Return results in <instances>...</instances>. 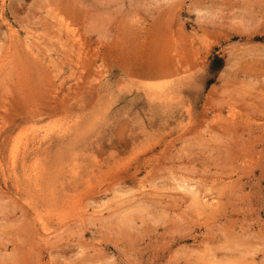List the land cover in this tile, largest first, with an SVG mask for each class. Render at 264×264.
<instances>
[{"label":"rangeland","instance_id":"374dc122","mask_svg":"<svg viewBox=\"0 0 264 264\" xmlns=\"http://www.w3.org/2000/svg\"><path fill=\"white\" fill-rule=\"evenodd\" d=\"M0 264H264V0H0Z\"/></svg>","mask_w":264,"mask_h":264},{"label":"bare ground","instance_id":"6f19581e","mask_svg":"<svg viewBox=\"0 0 264 264\" xmlns=\"http://www.w3.org/2000/svg\"><path fill=\"white\" fill-rule=\"evenodd\" d=\"M68 36H69V35H68ZM174 73H175V72H174ZM160 98H161V97H160ZM189 186H190V185H189ZM182 188H183V186H182ZM193 188H194V187H193ZM187 189H188V188H187ZM189 189H190V188H189ZM184 190H185V189H184ZM190 190H191V189H190ZM199 191H200V190H199ZM190 192H191V191H190ZM196 192H197V190H196ZM203 192H204V191H203ZM206 192L208 193V191H206ZM192 193H193V192H192ZM207 193H206V194H207ZM190 194H191V193H190ZM210 194H211V193H210ZM195 195H197V194L195 193ZM213 195H214V194H213ZM202 196H203V195H202ZM210 196H211V195H210ZM193 197H194V196H193ZM197 197H198V196H197ZM197 197H196V199H198V201H199V198H197ZM200 197H201V196H200ZM211 198L213 199V197H211ZM211 198H210V199H211ZM193 199H194V198H193ZM208 199H209V198H208ZM214 199H215V198H214ZM193 201H195V199H194ZM201 202H202V201H201ZM208 202H209V200H208ZM213 202H214V201H213ZM205 203H206V202H205ZM205 203H204V204H205ZM195 204H196V203H195ZM206 204H207V203H206ZM208 205H209V204H208ZM212 205H213V204H212ZM204 207H205V206H204ZM210 207H211V206H210ZM210 207H209V208H210Z\"/></svg>","mask_w":264,"mask_h":264}]
</instances>
